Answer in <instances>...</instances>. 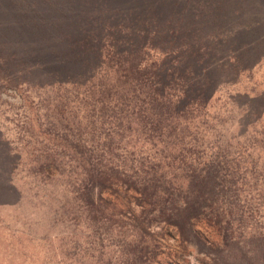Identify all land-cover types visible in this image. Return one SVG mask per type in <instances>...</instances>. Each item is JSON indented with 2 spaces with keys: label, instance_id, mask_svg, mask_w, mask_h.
<instances>
[{
  "label": "trees",
  "instance_id": "1",
  "mask_svg": "<svg viewBox=\"0 0 264 264\" xmlns=\"http://www.w3.org/2000/svg\"><path fill=\"white\" fill-rule=\"evenodd\" d=\"M140 1L94 0L92 16L66 36L63 60L2 45L6 77L83 97L88 124L79 121L77 140L61 139L81 153L69 162L73 193L88 222L127 230L126 264H190L193 250L202 264H264V221L243 187L248 172L264 169L254 158L264 137L250 132L259 100L237 95L238 120L209 125L207 111L233 73L224 63L229 47ZM38 162L48 177L70 167Z\"/></svg>",
  "mask_w": 264,
  "mask_h": 264
},
{
  "label": "rangeland",
  "instance_id": "2",
  "mask_svg": "<svg viewBox=\"0 0 264 264\" xmlns=\"http://www.w3.org/2000/svg\"><path fill=\"white\" fill-rule=\"evenodd\" d=\"M93 2L0 0V50L5 45L6 51H28L48 61L66 59L65 38L92 16ZM140 2L157 5L160 15L184 30L223 38L229 47L224 63L233 64V73L207 111L208 124H234L241 108L232 99L242 95L259 100L254 119L260 120L250 132L264 137V0ZM82 99L58 88L8 80L0 61V264H126L127 230L108 221L88 222L73 193L77 174L69 162L81 153L65 149L61 139L65 134L70 140L80 136L79 121L87 113ZM86 131L89 141L91 125ZM46 158L65 159L70 167L48 177L38 171V161ZM254 158L264 162V154ZM248 174L243 187H249L259 208L256 219L264 221V199L258 191L264 190V169ZM202 259L194 250L188 257L190 264H202Z\"/></svg>",
  "mask_w": 264,
  "mask_h": 264
}]
</instances>
